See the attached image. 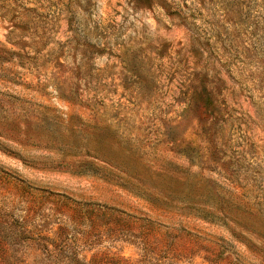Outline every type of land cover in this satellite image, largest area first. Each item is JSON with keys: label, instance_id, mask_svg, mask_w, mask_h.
I'll use <instances>...</instances> for the list:
<instances>
[{"label": "rangeland", "instance_id": "1", "mask_svg": "<svg viewBox=\"0 0 264 264\" xmlns=\"http://www.w3.org/2000/svg\"><path fill=\"white\" fill-rule=\"evenodd\" d=\"M0 264H264V0H0Z\"/></svg>", "mask_w": 264, "mask_h": 264}]
</instances>
